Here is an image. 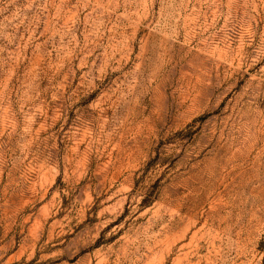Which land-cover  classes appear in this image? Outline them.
I'll use <instances>...</instances> for the list:
<instances>
[{
  "label": "rangeland",
  "instance_id": "rangeland-1",
  "mask_svg": "<svg viewBox=\"0 0 264 264\" xmlns=\"http://www.w3.org/2000/svg\"><path fill=\"white\" fill-rule=\"evenodd\" d=\"M264 0H0V264H264Z\"/></svg>",
  "mask_w": 264,
  "mask_h": 264
},
{
  "label": "trees",
  "instance_id": "trees-1",
  "mask_svg": "<svg viewBox=\"0 0 264 264\" xmlns=\"http://www.w3.org/2000/svg\"><path fill=\"white\" fill-rule=\"evenodd\" d=\"M264 243V242H263Z\"/></svg>",
  "mask_w": 264,
  "mask_h": 264
}]
</instances>
